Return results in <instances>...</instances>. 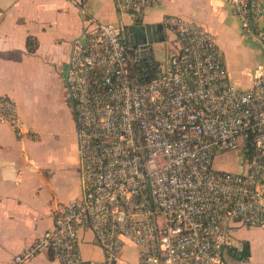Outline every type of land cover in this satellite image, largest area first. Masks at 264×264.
<instances>
[{"label": "built area", "instance_id": "2783aa9c", "mask_svg": "<svg viewBox=\"0 0 264 264\" xmlns=\"http://www.w3.org/2000/svg\"><path fill=\"white\" fill-rule=\"evenodd\" d=\"M228 1L263 47L247 87L231 80L213 33L182 17L163 18L175 36L164 59L123 25L85 29L65 77L82 191L8 264L43 252L62 264H117L129 243L139 248L137 264H233L244 249L238 229L264 225V4ZM158 2L118 7L139 19ZM0 122L20 139L40 136L9 95H0ZM231 152L240 154L239 171L214 167ZM85 228L103 259L84 257Z\"/></svg>", "mask_w": 264, "mask_h": 264}, {"label": "crops", "instance_id": "0c3cea01", "mask_svg": "<svg viewBox=\"0 0 264 264\" xmlns=\"http://www.w3.org/2000/svg\"><path fill=\"white\" fill-rule=\"evenodd\" d=\"M122 1L80 0L77 4L72 0H0V95L11 96L22 117L32 99L53 101L62 111L64 132L68 134L74 122L76 136L75 112L65 100L64 74L75 45L84 41L86 28L99 22L123 25L131 30L136 44L151 43L159 59L173 50L169 46L174 33L162 23L167 15L182 17L211 33L213 29L224 36L242 34L241 23L228 0H159L139 19L119 9ZM261 25L264 27V17ZM253 38L250 46L257 65L263 58V47ZM29 45L34 49L30 50ZM228 71L235 84H251L254 68L245 73L250 81L247 86L236 81L229 68ZM64 140L66 155L56 166L42 140L20 139L8 124L0 122V264L10 263L15 254L51 228L57 207L80 196L77 139ZM74 144L77 156L72 152ZM56 171L60 174L57 180ZM241 229L245 235L237 237L236 242L248 243L249 256H237L232 263L264 264V225L238 230ZM80 245L85 258H104L90 229L81 231ZM138 256L139 248L129 243L117 264H137ZM26 264L62 263L43 252Z\"/></svg>", "mask_w": 264, "mask_h": 264}, {"label": "rangeland", "instance_id": "374dc122", "mask_svg": "<svg viewBox=\"0 0 264 264\" xmlns=\"http://www.w3.org/2000/svg\"><path fill=\"white\" fill-rule=\"evenodd\" d=\"M214 36L223 50L226 63L232 74V76L239 81L241 85L247 86L250 84L248 77L245 75L248 70L255 68L256 59L251 49L250 43L254 38L245 34L224 33L220 30H213ZM212 32V33H213ZM172 45V46H171ZM169 46V50L173 49V44ZM253 47V46H252ZM33 97V95H32ZM53 101L32 99L31 103L26 106L25 115L23 118L33 126V128L39 133L38 140L43 141L42 144H46L47 151L51 160L57 165L60 164V158L66 155L67 145L64 139H75V127L72 123L71 131L66 134L64 129L66 128L62 121V111L57 107ZM75 143V140H73ZM73 155L77 156L76 144L73 145ZM214 167L218 169H228L239 171L240 167V154L239 152H231L224 155H220L215 158ZM52 169L55 167L52 164ZM57 169V167H56ZM56 180L60 178L59 171L55 172ZM245 235L243 229L236 232V236L241 238Z\"/></svg>", "mask_w": 264, "mask_h": 264}, {"label": "trees", "instance_id": "16d2710c", "mask_svg": "<svg viewBox=\"0 0 264 264\" xmlns=\"http://www.w3.org/2000/svg\"><path fill=\"white\" fill-rule=\"evenodd\" d=\"M29 44H31L30 41H29ZM29 47H30V50L34 49L30 45H29ZM248 256H249V246H248V243H244V249H243V251L241 253L238 254V258L239 259L240 258L243 259V258H247Z\"/></svg>", "mask_w": 264, "mask_h": 264}, {"label": "flooded vegetation", "instance_id": "af4514ba", "mask_svg": "<svg viewBox=\"0 0 264 264\" xmlns=\"http://www.w3.org/2000/svg\"><path fill=\"white\" fill-rule=\"evenodd\" d=\"M67 70H68V66L65 69L64 77H66ZM65 100H66V103H67L68 107L73 111L74 103H73V100L71 98L70 99L68 98V92H67V85H66V83H65Z\"/></svg>", "mask_w": 264, "mask_h": 264}, {"label": "water", "instance_id": "95a60500", "mask_svg": "<svg viewBox=\"0 0 264 264\" xmlns=\"http://www.w3.org/2000/svg\"><path fill=\"white\" fill-rule=\"evenodd\" d=\"M69 67H70V64L68 65V69H69ZM67 72H68V70H67ZM74 109V108H73ZM74 112H75V109H74Z\"/></svg>", "mask_w": 264, "mask_h": 264}]
</instances>
